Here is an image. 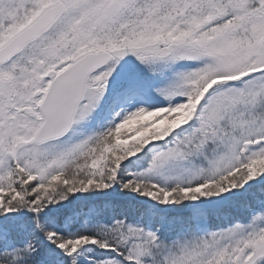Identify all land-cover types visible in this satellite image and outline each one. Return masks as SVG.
Wrapping results in <instances>:
<instances>
[{
  "label": "snow or ice",
  "instance_id": "1",
  "mask_svg": "<svg viewBox=\"0 0 264 264\" xmlns=\"http://www.w3.org/2000/svg\"><path fill=\"white\" fill-rule=\"evenodd\" d=\"M0 264H264V0H0Z\"/></svg>",
  "mask_w": 264,
  "mask_h": 264
}]
</instances>
